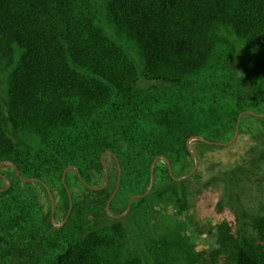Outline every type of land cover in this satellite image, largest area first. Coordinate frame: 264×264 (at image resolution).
Returning a JSON list of instances; mask_svg holds the SVG:
<instances>
[{
  "label": "trees",
  "instance_id": "obj_1",
  "mask_svg": "<svg viewBox=\"0 0 264 264\" xmlns=\"http://www.w3.org/2000/svg\"><path fill=\"white\" fill-rule=\"evenodd\" d=\"M224 29L243 39L241 51L214 70L211 82H194L219 57ZM240 69L242 82L253 85L248 92L228 83ZM1 74L7 91L0 93V164L7 169L0 180L11 185L0 192V264H144L126 249L120 225H97L109 219L105 207L119 167L115 214L146 192L158 156L176 176L186 175L190 138L223 142L243 113L264 114L256 110L264 104V0H0ZM103 161L108 184L87 187L105 180ZM70 167L78 169L65 175L73 210L56 227L38 187L58 186L64 220ZM164 170L174 181L167 162ZM71 172L89 192L83 200L74 195ZM237 209L238 223L220 227L212 260L264 264V219L252 233ZM169 244L180 248L186 240ZM173 261L198 264L194 253Z\"/></svg>",
  "mask_w": 264,
  "mask_h": 264
},
{
  "label": "rangeland",
  "instance_id": "obj_2",
  "mask_svg": "<svg viewBox=\"0 0 264 264\" xmlns=\"http://www.w3.org/2000/svg\"><path fill=\"white\" fill-rule=\"evenodd\" d=\"M223 35L224 41L218 48L219 57L209 68L193 76L194 82H211L214 70L221 67L234 53L241 51L244 41L234 30L224 29ZM244 72L240 69L236 78L230 77L228 83L238 87L239 91L248 92L253 85L242 82ZM225 75L228 76V73ZM6 82V77L1 74L0 93L3 95L7 91ZM256 110L264 112V104ZM251 115L246 113L241 117L236 139L237 128L234 134L231 131L227 133L223 142H231L228 145H204L190 138V144L198 158L197 168L189 150L192 157L187 159L186 171L190 172L183 175V170L179 176L174 174L176 178L170 174L174 181L167 177L164 170V163L167 161L159 160L155 165L154 184L147 195L148 201L120 217L121 214L111 212L110 207L107 212L105 207L109 219L98 223V227L120 225L127 235L126 249L139 254L144 264H175L174 255L183 254L186 257L190 253L196 254L198 264H214L212 255L218 245L220 227L225 223H238L237 205L249 217V230L252 233L259 228L258 219H264V116ZM31 140L38 144V141ZM106 161L110 162L111 159L107 157ZM3 163L5 161L0 164V170L6 171V164ZM104 181L106 182V178L94 179V187L104 189L101 186ZM71 183L77 199L83 200L85 195H89L84 186L74 178L73 172ZM6 184L8 185V179L4 177L0 180V186ZM50 189L56 200L55 218L52 222L56 227H61L65 219L63 220L61 211H57L62 201L59 189L58 186ZM232 191L235 201L231 197ZM38 192L44 209L52 210L47 188L38 187ZM134 232L139 234L144 246L152 249L149 254L142 250ZM179 237L186 240L183 247L169 244Z\"/></svg>",
  "mask_w": 264,
  "mask_h": 264
},
{
  "label": "water",
  "instance_id": "obj_3",
  "mask_svg": "<svg viewBox=\"0 0 264 264\" xmlns=\"http://www.w3.org/2000/svg\"><path fill=\"white\" fill-rule=\"evenodd\" d=\"M246 113H250V114H253V115H256V116H264V114H257V113H255V112H245V113H243V114L240 116L239 121H238V126H237V131H236L235 139H236V137L238 136V133H239V124H240L241 117H242L244 114H246ZM192 139L200 140V141H203V142H206V143H209V144H213V145H223V146H225V145H228V144L231 143V142H214V141H209V140H207V139H205V138H203V137H194V138H192ZM235 139H234V140H235ZM188 146H189V150L192 152V154H193V156H194V159H195V162H196V168H197V165H198V158H197V154H196V152L194 151L193 147H192L191 144H190V140L188 141ZM105 155H106V154H105ZM161 159H164V160L167 161L168 166H169L170 174H171L174 178H176V177L174 176L173 168H172V165H171L170 161L168 160V158L165 157V156H162V155H161V156H158V157L155 159V161H154V163H153V165H152V169H151V181H150V185H149V188H148L147 192H146L145 194H142V195H135V196H133L132 199H131V201H130L129 204H128V208H127V210H126L123 214L119 215V217L125 215L126 213H128V212L130 211V209H131V207H132V203H133L136 199H138V198H140V197H145V196L148 195L149 191L151 190V188H152V186H153V184H154V175H155V172H154V171H155V165H156V163H157L159 160H161ZM6 163H7V162H5V163H3V164H6ZM103 164H104V167H105V174H106V182H105V184H104V187H105V186L108 184V182H109V172H108V166H107L106 162L103 161ZM72 168L78 170L76 167H70V168H68V169L65 171V173H64V177H63V182H64V184H65V186H66V188H67V190H68L69 197H70V208H69L68 214H67V216H66V218H65V220H64V223L68 220V217L70 216V214H71V212H72V210H73V198H72V193H71L69 187L66 185V181H65V175H66L67 172H68L70 169H72ZM119 168H120V169H119V170H120V173H119V181H118V184H117V188L114 190V192H113V194H112L110 200H109L108 203H107V206H106L107 212H109L110 204H111L112 200L114 199V197L116 196V194H117V192H118V190H119V187H120L121 167H119ZM196 168H195V169H196ZM189 175H191V174H189ZM189 175H188V176H189ZM79 177L81 178L80 174H79ZM186 177H187V176H186ZM179 179H181V178H179ZM31 180H33V181H37V179H31ZM81 180H82V179H81ZM83 183H84V181H83ZM44 184H45V186H46V188H47V190H48V192H49V194H50V197H51V202H52V220H54V218H55V211H56V200H55V197H54V195H53V193H52L50 187H49L46 183H44ZM85 184H86L89 188H91V189H97L96 187L91 186V185H89V184H87V183H85ZM10 185H11V181L8 180V186L5 187V188L0 189V192H2V191H4V190L8 189V188L10 187Z\"/></svg>",
  "mask_w": 264,
  "mask_h": 264
}]
</instances>
